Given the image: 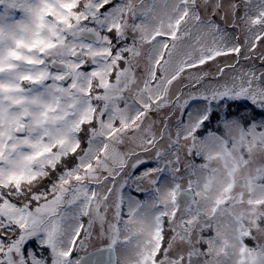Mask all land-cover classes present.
<instances>
[{
  "label": "snow or ice",
  "instance_id": "obj_1",
  "mask_svg": "<svg viewBox=\"0 0 264 264\" xmlns=\"http://www.w3.org/2000/svg\"><path fill=\"white\" fill-rule=\"evenodd\" d=\"M0 264H264V0H0Z\"/></svg>",
  "mask_w": 264,
  "mask_h": 264
}]
</instances>
